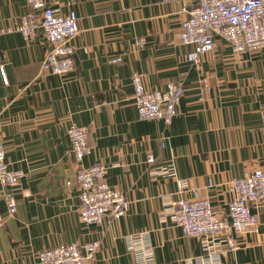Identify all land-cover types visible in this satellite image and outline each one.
I'll return each mask as SVG.
<instances>
[{
  "label": "crops",
  "instance_id": "1",
  "mask_svg": "<svg viewBox=\"0 0 264 264\" xmlns=\"http://www.w3.org/2000/svg\"><path fill=\"white\" fill-rule=\"evenodd\" d=\"M45 2L78 16L67 74L41 70L47 49L40 37L25 41L17 31H0V134L6 163L23 171L16 186H0V264H34L41 249L89 240L100 247L88 264H145L148 256L146 264H264V206L252 210L256 231L236 235L234 247L212 241L208 250L171 215L194 187L228 216L229 181L264 171V49L235 53L219 37L199 65L189 62L193 47L179 34L188 17L183 8L193 0ZM26 11L25 0H0V29ZM135 71L147 90L183 83L169 125L139 118L131 98ZM71 123L88 133L91 151L82 166H106V183L128 200L112 223L105 217L86 225L78 216L79 166L65 133ZM148 153L155 156L149 168ZM171 165L175 174L165 173ZM5 191L15 198L13 214Z\"/></svg>",
  "mask_w": 264,
  "mask_h": 264
},
{
  "label": "built area",
  "instance_id": "2",
  "mask_svg": "<svg viewBox=\"0 0 264 264\" xmlns=\"http://www.w3.org/2000/svg\"><path fill=\"white\" fill-rule=\"evenodd\" d=\"M194 5L184 7L188 17L182 24L179 38L182 44L193 48L186 58L199 65L203 54L212 52L217 38H222L236 52L264 49V0H193ZM27 11L20 15L13 27L0 29L17 31L25 41L40 37L46 46L41 60V70L56 75H64L73 70L74 49L71 40L78 34V16L70 9L62 14L45 0H25ZM144 38L137 41L139 46ZM120 57L111 59L116 63ZM2 82L6 83L1 71ZM133 104L139 118L157 119L165 126L177 115V105L184 93L183 83L169 82L164 88L147 90L143 76L135 71L130 75ZM69 150L77 163L75 181L78 184L80 201L78 216L88 224H100L105 217L112 223L122 217L128 207L124 192L111 188L105 181L106 166L91 164L82 166V160L91 151L86 127L75 123L66 128ZM162 146V143H161ZM155 156L148 153L145 164L151 167ZM171 165L167 174H175ZM23 176V171L11 168L5 161L2 135L0 134V186L14 187ZM180 187L185 182L178 180ZM232 200L228 203V216L217 213L207 197H199L191 187L194 196L179 197L172 207L171 215L175 224L187 236H199L208 250L209 243L224 241L234 247L235 236L256 231L258 219L253 207L264 206V171L261 168L229 181ZM9 213L16 210L15 198L10 191L3 193ZM213 243V242H212ZM100 247L99 240H89L79 244L59 243L39 250L34 264H88ZM209 255V253H208ZM150 256L142 259L149 263Z\"/></svg>",
  "mask_w": 264,
  "mask_h": 264
}]
</instances>
